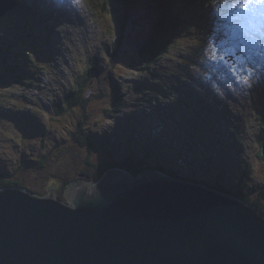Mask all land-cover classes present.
I'll use <instances>...</instances> for the list:
<instances>
[{
  "label": "rangeland",
  "instance_id": "rangeland-1",
  "mask_svg": "<svg viewBox=\"0 0 264 264\" xmlns=\"http://www.w3.org/2000/svg\"><path fill=\"white\" fill-rule=\"evenodd\" d=\"M139 2L127 20L123 4L106 0H22L0 18V37L11 35L30 57L21 71L17 60L0 55V175L22 181L33 194L53 191L67 198L75 183L98 184L84 179L87 159L122 164L146 156L150 164L178 171L191 182L235 191L242 185L245 197L258 199L264 210V159L259 155L264 101L244 98L246 76L254 81L253 93L264 91V5L244 4L247 15H235L246 22L232 35L239 31L257 41L251 65L235 52L239 45L211 42L210 34L214 51L198 60L194 53L199 49L177 34L168 52L145 71L141 42L154 25L155 6ZM189 20L198 22L194 15ZM20 23L23 30L17 29ZM217 45L234 64L227 77L219 76L220 92L213 90L206 65L218 59ZM95 67L85 88L86 107L69 108L67 95ZM201 89L216 93L207 102L226 98L229 108L213 102V113L204 110ZM172 113L177 114L173 122ZM78 132L90 141V150L77 142ZM45 153L51 157L42 166Z\"/></svg>",
  "mask_w": 264,
  "mask_h": 264
},
{
  "label": "water",
  "instance_id": "water-1",
  "mask_svg": "<svg viewBox=\"0 0 264 264\" xmlns=\"http://www.w3.org/2000/svg\"><path fill=\"white\" fill-rule=\"evenodd\" d=\"M67 198L0 188V264H264L262 212L164 172L110 169Z\"/></svg>",
  "mask_w": 264,
  "mask_h": 264
},
{
  "label": "trees",
  "instance_id": "trees-1",
  "mask_svg": "<svg viewBox=\"0 0 264 264\" xmlns=\"http://www.w3.org/2000/svg\"><path fill=\"white\" fill-rule=\"evenodd\" d=\"M111 1L123 4V19L127 20L129 15L128 12L134 8L139 0H106L107 3H111ZM228 1L229 0H146L142 2L141 0L142 3L139 2V5L145 3L149 6H155L154 25L143 40V44L140 49L142 60H144L145 63V71L149 70L151 66L155 65L160 60V58L168 52L173 43L176 42L177 34L184 36V38L196 46V49H199L197 53H194L195 56H199L198 60L204 58L206 59L205 56H211L214 50L210 46L207 33H212L214 28L220 29V27L222 29L221 32L225 33L223 25H228V27L229 25H232L231 22H224L219 14L221 11H223L225 14L227 13ZM190 15H194L198 22H190ZM195 24H198L199 27H194ZM1 39L5 41H2ZM0 41L2 42L0 44V55L3 56V58H8L9 56L13 57L24 67L21 69V71H25V69L28 67L27 65L30 64L29 54L18 49L21 48V46L18 44V42L15 44L13 37L10 35H6V37H0ZM193 41H195V43H193ZM14 46H16V49L11 52L13 50L12 47L14 48ZM216 52V57H218V59L213 61V67L207 68V71L210 72V80H212L214 84L218 85V82H222L220 81L221 79H219V76L227 75L229 60L227 59L226 61H221L219 58L220 53L218 54V51ZM96 72V67L91 69L86 75L84 81L78 84V87L67 95L65 103L69 108L77 106H81L83 108L86 107L87 101L85 98V88L95 76ZM257 98L259 103L264 101V92H261ZM262 128L263 129L259 135V143L261 146L259 155L262 157V159H264V126H262ZM75 139L81 146L87 147L89 150L92 147L90 141L84 137L81 132L77 133ZM235 147L236 146H234V148ZM155 149H157V147H155ZM50 157L51 155L49 153L43 154L39 163L42 166H45L48 164ZM85 165L86 167L83 169V175L85 177L84 179L93 182L101 181L104 174L112 168L126 170L135 177H139L143 172L156 170L167 173L174 178L187 181L192 180L188 176L183 177L178 171L166 169V167L161 164H150L146 159V156L142 158L129 159L122 164L116 162H105L98 164L87 159ZM73 181V179L70 180L68 184H71ZM195 183L202 184L204 186L210 187L211 189H215L217 187V189L224 194H228L231 197L246 201L249 204L255 206L260 212L264 214V210L261 208V204L258 199L251 202L249 198L245 197L247 195H244V187H242V185L235 191L233 190L234 188L228 189L227 186L223 184L210 185L208 182L198 180H195ZM9 187H20L27 189V191L31 193L33 192L29 188H26L22 181L7 179L3 176V174L0 175V188ZM262 196H264V193H261L260 197ZM58 198L62 201H67V198L64 195H60Z\"/></svg>",
  "mask_w": 264,
  "mask_h": 264
},
{
  "label": "snow or ice",
  "instance_id": "snow-or-ice-1",
  "mask_svg": "<svg viewBox=\"0 0 264 264\" xmlns=\"http://www.w3.org/2000/svg\"><path fill=\"white\" fill-rule=\"evenodd\" d=\"M244 4L246 6H251V7L255 8L257 5H264V0H244ZM217 50H218V54H219V45H217ZM219 58L221 61H223L226 59V56L223 54H220Z\"/></svg>",
  "mask_w": 264,
  "mask_h": 264
},
{
  "label": "bare ground",
  "instance_id": "bare-ground-1",
  "mask_svg": "<svg viewBox=\"0 0 264 264\" xmlns=\"http://www.w3.org/2000/svg\"><path fill=\"white\" fill-rule=\"evenodd\" d=\"M249 30V29H248ZM259 33V32H258ZM235 35V34H234ZM247 35V34H246ZM250 36V35H249ZM155 149V148H154ZM156 150V149H155ZM173 157V156H172ZM117 169V168H116ZM167 174V173H166ZM176 180H178V179H176ZM191 183H193L194 185H197V187L199 188V187H202V186H204V185H202V184H197V183H195V182H191ZM204 187H207V186H204ZM209 188V187H208ZM214 190V189H213ZM215 192H217V193H219L218 191H216V190H214ZM219 194H221L222 196H225V197H229V195L228 194H224V193H219ZM231 197V196H230Z\"/></svg>",
  "mask_w": 264,
  "mask_h": 264
}]
</instances>
